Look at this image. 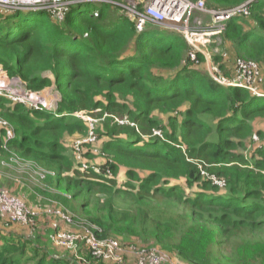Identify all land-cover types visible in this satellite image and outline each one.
Wrapping results in <instances>:
<instances>
[{"label":"trees","instance_id":"trees-1","mask_svg":"<svg viewBox=\"0 0 264 264\" xmlns=\"http://www.w3.org/2000/svg\"><path fill=\"white\" fill-rule=\"evenodd\" d=\"M244 1L248 0H205L210 9H228ZM248 8L249 17L229 24L222 51L213 56L215 64L225 43H230L231 53L225 52L234 62H252L264 71V0H255ZM33 17L0 9V66L30 92L55 87L60 97L57 116L46 109L28 110L20 103L9 106L0 96V118L12 126L15 135L5 144L14 155L9 159L4 150L5 132L0 131V159L20 161L28 169L42 165L55 169V186L70 193L73 201L85 192L116 193L115 182L90 181L86 172L79 174L74 167L66 138L80 141L89 133L86 123L74 113L93 115L98 111L106 115L104 129L96 126L92 130L96 137L125 135L140 140L133 129L120 126V122L136 130L134 125L143 122L150 129L142 130V135L164 130L167 141L151 139L141 149L134 147V141L127 145L106 142L102 153L112 157L114 175L119 167L127 169L131 180L127 186L134 190L129 192L137 201L163 199L181 204L187 211L182 226L188 225L174 245L168 243L172 236L167 234L179 222L158 216L163 224L143 233L176 251L184 264H231L221 255L225 251L214 250L220 233L229 236L237 232L253 239L264 236V133L253 128L256 120H264V97L242 88H225L203 67L183 66L188 59L183 38L169 35L165 42L148 45L128 18L112 13L113 22L106 24L110 18L106 8L97 18L87 15L60 25L49 18L36 22ZM129 48L133 49L131 55ZM198 61L201 65L203 57L199 55ZM162 71L171 73L165 77L159 74ZM225 75L229 77V72ZM156 112L167 117L169 130ZM255 134L260 144L252 145ZM212 177L224 186L212 184ZM9 191L0 189V193ZM67 200L59 198L64 205ZM39 210L50 226L55 217L53 206ZM88 215L106 235L117 231L116 227L125 229L128 236L136 234L133 225L137 219L118 221L111 212L99 215L96 209ZM147 216L143 212V217ZM1 224L26 226L32 241L41 240L39 233L45 228L39 220L22 225L9 215L0 217ZM12 248V242L2 247L0 264H7L5 256ZM255 248L246 252L251 254Z\"/></svg>","mask_w":264,"mask_h":264},{"label":"rangeland","instance_id":"rangeland-1","mask_svg":"<svg viewBox=\"0 0 264 264\" xmlns=\"http://www.w3.org/2000/svg\"><path fill=\"white\" fill-rule=\"evenodd\" d=\"M245 2L247 1H244L238 5H241ZM215 9L216 8H214V10ZM193 19H202L204 22L207 21L206 17L198 14H195ZM105 23L108 25L110 24L108 21H105ZM148 26L153 30H157V26L155 25L150 24ZM192 31L194 32L196 30L192 27ZM175 32L178 33L176 36L185 40L182 31ZM223 35L224 33L220 34V39H216L214 42L213 38L210 40V43L203 50L206 57H204L203 63L200 65V62L199 64H194V66L203 67V71H206V73L214 77L216 80L223 79L225 81L224 85H227L229 78L232 77L234 59L230 56H227L226 52L223 51L221 58L217 59V64H215L213 57L208 54H211V50L216 52L221 49ZM154 36V34H151L150 38H153ZM212 42L213 45H211ZM193 63L195 62H192V64ZM192 64L188 56V59H186L185 63H183V66L189 67ZM251 69H253V71L256 73L264 75V71L260 72L256 66L251 67ZM226 72H229V77L225 75ZM0 73L6 77L1 68ZM170 73L171 71L159 72L160 75L165 77L170 75ZM152 74H154L153 71ZM13 87L14 90L5 93L7 97L5 99L7 102L19 103L12 102L11 99L13 98L14 94L23 95L25 92L30 93L25 84L20 82L18 79H16V83ZM34 94V103L41 104L43 106L51 102V107H54L56 100H60L55 87H50L43 90V92L41 91ZM10 105L11 104H9V106ZM22 105L24 108L32 110L30 102L25 101V103ZM155 115L160 119V121H162L164 129L169 130L170 126L167 123V117L157 112ZM91 116L98 118L99 121L90 119V121L87 122V125L90 127V129H92L94 125L99 126V129H104V122L107 118L106 115L101 116L99 115L98 111H95ZM175 117L178 119V121L182 120L180 119L179 115ZM256 121H259L258 123L260 127L264 129V120L260 118ZM120 126L133 129L141 139V142L138 144V146L144 145V142L147 140V138L142 135V130L148 131L150 129V125L140 122L139 125H134V127L137 128L136 130L135 128L131 127V124H126L123 121ZM253 128L256 130V124L253 125ZM163 132L164 130L155 132L153 133V136H159V138H162ZM110 140L112 139L107 138L105 135L98 139L93 136L92 131H90V136L88 138L82 139L80 141H76L75 139L68 140V138H66V146L71 147L70 153L72 158L75 160L76 168H78V171H80L79 174H81L82 169L92 168L87 164V159H85L89 152L93 151L94 154H97L96 147L98 151L100 144L103 146L104 142H108ZM127 140L128 139L125 135H119L113 139V141L117 143H123ZM252 143V145L260 144V139L256 134L252 137ZM247 145L250 144L248 143ZM3 159L4 158L0 159V189H7L10 191L2 193L0 195V200L3 199V195L19 200L24 203L30 211L34 210V208L43 209L49 205L53 206L56 212L61 207H63L73 215L74 221L72 224L69 225L68 222L66 225L63 224L56 215L51 220L50 226H48V224L45 222L42 215H38L37 220L43 219V222L50 230L49 232L62 230L77 232L81 230V228L78 226L79 222H81L83 225H95L100 231L101 239L107 238L118 243L119 251L117 252V255L121 259L120 263L112 259H92L87 255V252L89 251L85 250L81 243L78 244L76 251L72 252L70 250H64L63 247L53 245L49 241L48 235H46L44 239L42 238L41 240L32 241L30 239V231L25 228L8 230L7 228L0 226V253L3 251L2 247L10 242L9 238H5L3 234L11 233L13 238H15H12L13 248L11 252L5 256L7 258V264L13 260L15 261V264H37L40 263L41 260L46 261L44 264H140L138 260L140 254L147 253V251L154 252L156 261L155 264H184L178 257L176 251L172 250L169 246H164V244L156 241L151 235L143 233V231L146 229L152 230L158 224H163L160 217H164L169 221L179 222V225H173L172 232L167 234L168 236H172L168 243L171 245L177 244L179 237L188 228V225L182 226L183 224H186V222L181 221L184 215L187 214L186 209L181 204L179 205L174 201H166L163 199L148 203H141L137 201V199L134 197V194L130 193L134 192V190L127 186V183L131 182V180L128 178L127 170H125V168H118L116 181L117 185L114 187L116 193L93 195L92 193L87 194L85 192L84 194H79L74 201L72 199L67 200L68 202H65L66 205H64L59 201V198L66 199L65 195L67 194L61 190L62 187L59 188V186H55V180L57 179V172L55 169H50L49 167L42 165V167L56 172V176L53 179L46 178L42 180L37 178L36 175H33V172L30 169L24 167L22 162H7V160ZM94 171L97 170L94 169ZM64 175L66 174H62V176ZM141 175H145V173H141ZM90 180L94 181L93 178H90ZM124 183H126V188L123 187ZM12 193L15 195H12ZM95 209L98 211L99 215H105L108 212H111L118 221L128 218L132 219L133 221L137 219L136 225H133V229L136 234L128 236V234L125 232V229L116 227V229H118L117 231H110L106 235L102 228L98 227V225L94 224L90 220V216L88 214L92 213ZM143 212L148 213L146 218L143 217ZM0 217H3L1 213ZM217 239L218 245L214 246V250L221 249L222 252L225 251V253H221V255H223V257L231 264H264V236L253 239L239 235L237 232H235L229 236H224V234L220 233ZM255 246L256 248L253 250V253L250 254L246 252L247 248H253ZM218 255L220 254L215 253V256ZM9 256L12 257L13 260H11ZM51 259H53V262H50ZM214 264L218 263L214 262Z\"/></svg>","mask_w":264,"mask_h":264},{"label":"built area","instance_id":"built-area-1","mask_svg":"<svg viewBox=\"0 0 264 264\" xmlns=\"http://www.w3.org/2000/svg\"><path fill=\"white\" fill-rule=\"evenodd\" d=\"M81 1L116 5L113 0ZM252 2L253 0H248L243 4L232 8L213 10L205 7L204 0H146L142 9L136 5L137 3L121 5V8L125 16L135 23L138 30L144 29L146 25L150 23L161 26L170 31H182L188 46L187 57L189 56L190 62L198 64L200 62L198 61V57L199 55L205 57V52L203 50L210 43V40L222 34L226 30L229 22L233 19L248 16L250 14L248 7ZM70 4L71 3L62 0H0V6L2 7L19 9L27 6L29 9H36L51 14L58 19V22L64 20L65 15L70 10ZM195 14L206 17L207 21L204 22L202 19H193ZM192 27L196 31L193 32ZM208 54L211 56L210 53ZM255 66L259 70V67L252 62L244 63L242 61H237V63H234L232 77L229 78L227 85H224L225 81L223 79L215 80L224 86L242 88L250 92L251 95L259 96L260 86L263 83V79L259 73H256L251 69V67ZM14 84L13 81L4 80L0 75V95L14 90L12 88V85L14 86ZM34 98V94L25 92L23 96L14 94L12 100H27L34 103ZM0 127L6 132L7 140L13 138L14 134L12 127L8 122L1 118ZM211 180L214 184L220 187L224 186L222 181H218L214 177H212ZM0 211L3 214L9 215L13 220L20 221L25 218L23 210L17 203V200L5 195H3V199L0 200ZM52 238L57 244L67 248H73L75 242L81 239L85 241L92 254L97 257L111 259L116 256L117 243L110 240L101 242L97 241L95 237L89 233L80 238L76 234L61 232L56 236H52ZM140 256V264L156 263L153 251L142 253Z\"/></svg>","mask_w":264,"mask_h":264},{"label":"clouds","instance_id":"clouds-1","mask_svg":"<svg viewBox=\"0 0 264 264\" xmlns=\"http://www.w3.org/2000/svg\"><path fill=\"white\" fill-rule=\"evenodd\" d=\"M62 1H64V2H69V3H71L70 4V10L67 12V14L65 15V18H64V20L62 21V22H58V19L57 18H55L54 16H52L51 14H48V13H44V12H41L40 10H36V9H29L27 6H24V7H22V8H19V9H13V8H6V7H2V6H0V9H2L4 12H6V13H22V14H24V15H28V14H31V15H34V19H35V21L37 22V21H39V22H41L43 19H47V18H49L51 21H53V22H55L57 25H60V24H64V23H66V22H69V21H71V20H73V19H78V18H84V17H86L87 15H89V16H92V17H94V18H97L98 16H99V14H100V10H98L97 8H96V6L95 5H93V3H91V2H82L81 0H62ZM255 0H253V2H254ZM95 4H98V5H101V3H95ZM208 8V7H207ZM210 9V8H209ZM214 10V9H213ZM215 10H222V9H215ZM250 16V14L248 15V16H246V17H239V18H235V19H233L231 22H235L236 24H239L240 22H241V20L242 19H245V18H247V17H249ZM127 17V16H126ZM128 18V17H127ZM129 19V18H128ZM130 20V19H129ZM131 21V20H130ZM231 22H229V24L231 23ZM131 23H132V25H133V28H134V30L136 31V34H143L144 36H145V39L148 41V45H152L153 44V42H155V41H158V43H162V42H165L166 40H167V38H168V36L170 35V34H166V33H164V32H161V31H167V33L169 32V33H172V35H177L178 33H176V32H174V31H170V30H168V29H165V28H163V27H161V26H158V25H155V26H157V30L156 29H152L151 27H149L148 25H150V23H148L147 25H146V27L144 28V29H142V30H138L137 28H136V26H135V23H133L132 21H131ZM229 24L227 25V28H226V30L228 29V26H229ZM152 25H154V24H152ZM226 30L223 32V33H225L226 32ZM151 34H154L155 36L153 37V38H150V35ZM150 38V39H149ZM220 39L219 38V36L218 37H214L213 38V40L215 41L216 39ZM185 41V40H184ZM150 42V43H149ZM186 43V42H185ZM211 45H213V43L211 44ZM210 45V46H211ZM186 46H187V44H186ZM187 48H188V46H187ZM222 50L221 49H219L218 51H214V50H211V56L213 57L214 56V54H216V53H219V52H221ZM128 52H129V55H131L132 53H133V49L131 48H129L128 49ZM187 54H188V52H187ZM200 56H202V55H200ZM203 57V56H202ZM204 58V57H203ZM204 60V59H203ZM200 63V62H199ZM198 63V64H199ZM235 63V62H234ZM191 64H192V62H191ZM193 64H195V63H193ZM259 67V70H260V72L261 71H263V68H261L260 66H258ZM0 68H1V66H0ZM1 70H2V68H1ZM3 73H5L4 71H2ZM0 75L4 78V80H6V81H10V80H12L14 83H16V78H9L8 76H7V74L5 73V75H6V77L2 74V73H0ZM261 75V77H262V79H263V83H262V85L260 86V94H259V97H264V94H263V92H262V87H263V85H264V76L262 75V74H260ZM210 77L212 78V79H214L215 80V78L214 77H212L211 75H210ZM19 80V79H18ZM20 81V80H19ZM216 81V80H215ZM21 82V81H20ZM217 82V81H216ZM219 83V82H218ZM220 84V83H219ZM221 86H223V87H225V88H227V87H229V86H224V85H222V84H220ZM12 88H14L13 87V85H12ZM237 88V87H236ZM43 92V91H42ZM30 93H32V94H34L33 92H30ZM24 94V93H23ZM35 95V94H34ZM0 96H2V97H4V99L5 98H7L6 97V94H3V95H0ZM20 96H23V95H20ZM60 98V97H59ZM12 100V99H11ZM25 101H27V100H16V101H14V100H12V102H19V103H21V104H24L25 103ZM27 102H29V101H27ZM37 102H40V101H37ZM58 103H59V100H56V102H55V106L54 107H51V102H49L48 104H46L45 106H43V105H41V104H35V103H31L30 102V104H31V107H32V110H41V109H46V110H48V112H50V113H54L55 115L57 114V107H58ZM9 104H12V103H10L9 102ZM74 115L77 117V118H79V119H81V120H83L85 123H86V126H87V128L89 129V133H88V135L85 137V138H88L89 136H90V131H92L97 125H94L93 126V128L92 129H90V127L87 125V122H89L90 121V119H92V120H99L98 118H94L93 116H91L92 114H88V113H85V112H79V113H74ZM57 116V115H56ZM7 122V121H6ZM123 121H121L120 122V124L122 123ZM11 126V125H10ZM12 127V126H11ZM1 130H3L4 131V129H2L1 128ZM12 130H13V128H12ZM158 131H162V130H153L152 132H151V134H149V135H143V136H145L146 138H147V140L146 141H151V139H155V138H158V139H160L161 141H167L165 138H164V133H162V138H159V136H153V133H155V132H158ZM5 132V131H4ZM93 132V131H92ZM13 134H14V132H13ZM93 136H95L94 134H93ZM254 136V135H253ZM15 137V135L13 136V138ZM96 137V136H95ZM117 137V136H116ZM116 137H114V138H112V137H108V138H111L112 140H110V141H108V143L109 142H112V143H115V144H122V145H127V144H129L131 141H134L136 144H134V147L135 148H139V149H141L142 147L144 148V145H145V143H147L146 141L144 142V145H142V146H138V144L141 142V139L140 140H136V139H134V140H131V139H129L127 136V141H124L123 143H117V142H115V141H113V139H115ZM12 138V139H13ZM84 138V139H85ZM96 138H98V139H100V137H96ZM4 139H5V141H4V145L5 144H7V142L8 141H10V140H12V139H10V140H7L6 139V132L4 133ZM104 143H106V142H104ZM11 144V143H10ZM102 144H100V147H99V150L97 151V147H96V152H97V154H94L93 153V151H90L89 152V154L85 157V159H87V164L88 165H90L92 168H90V169H88V168H85V169H82V172L84 171V172H86V175L87 176H90V178H93L94 179V181H97V182H100V183H105V184H109V183H111V182H115L116 183V181H117V175H114V172H113V170H112V168H113V164H114V162H113V159H112V157L111 156H108V155H106V154H104V153H102ZM4 150H6L9 154H10V156H9V159L10 158H12V157H14V155L12 154V150H11V148L9 147V145H5L4 146ZM6 160V159H5ZM32 165V163H28V166H31ZM74 167L76 168V165H75V160H74ZM119 168H121V167H119ZM124 168V167H123ZM77 170H79L78 168H76ZM94 169L95 170H97V171H94ZM30 170L33 172V175H36V177L37 178H39V179H42V180H44V179H46V178H49L47 175H52V176H56V172L55 171H53V170H50V169H46V168H44V167H42L41 166V168H38V167H36V168H34V167H30ZM125 170H127L126 168H125ZM89 171H91V172H89ZM202 175L203 176H205V174L204 173H202ZM109 180H112V181H109ZM91 181V180H90ZM211 183L212 184H214L213 183V181L211 180ZM117 185V183L115 184V186ZM126 186V183H124L123 184V187L124 188H126L125 187ZM221 190H222V188H221ZM2 193H5V192H2ZM2 193H0V194H2ZM65 194H67V195H65V197L68 199V200H71V194L70 193H67V192H64ZM12 195H15L14 193H12ZM16 200V199H15ZM17 203L21 206V209L23 210V213H24V219L23 220H20V221H17V220H13L12 219V221H16V222H18V223H20V224H22V225H26V223L28 222V220H31V221H37V216L41 213V211L39 210V209H36V208H34V210H32V211H30L26 206H25V204L24 203H22L21 201H19V200H17ZM0 213H1V215L3 216V217H5L7 214H3L1 211H0ZM54 214L57 216V218L63 223V224H65L66 225V223L68 222V224L70 225V224H72L73 223V221H74V217H73V215L68 211V210H66L65 208H63V207H61L58 211H54ZM78 226L81 228V230L80 231H77V233H73V232H69V231H66V230H62V231H53V232H49V235H48V239H49V241L53 244V245H55V246H58V247H63V246H61V245H59V244H57L54 240H53V238H52V236H56L57 234H59V233H61V232H64V233H69V234H76L77 236H79L80 238H82L83 236H85L86 234H92L94 237H95V239L97 240V241H108V240H110V241H113V242H115V243H117L116 241H114V240H111V239H107V238H105V239H101L100 237H98V235L100 234V231L98 230V228L95 226V225H83L81 222H79L78 223ZM26 227V226H25ZM29 231H30V229H28ZM96 232H98V235L96 234ZM79 243H81L82 245H83V248H85V250H87V251H89V252H87V255L90 257V258H92V259H102V260H110V259H104V258H102V257H97V256H95V255H93L92 254V252H91V250H90V248L86 245V243H85V241L84 240H81V239H79V240H77L76 242H75V245H74V247L73 248H67V247H63V249L64 250H70V251H72V252H75L76 251V249H77V246H78V244ZM119 251V245H118V243H117V251H116V256L114 257V258H111L112 260H114V261H117V262H121V259L118 257V255H117V252ZM147 252H149V251H147ZM140 258H141V256H139V258H138V260H139V263H140ZM42 261V260H41ZM46 261H44V263H45ZM115 264H118V263H115Z\"/></svg>","mask_w":264,"mask_h":264},{"label":"crops","instance_id":"crops-1","mask_svg":"<svg viewBox=\"0 0 264 264\" xmlns=\"http://www.w3.org/2000/svg\"><path fill=\"white\" fill-rule=\"evenodd\" d=\"M145 1L146 0H113V2H115L116 3V5H110V4H107V3H104V4H102L101 3V5H98V4H95V3H93V5H95L96 6V8L98 9V10H103L104 8H106L107 9V11H108V13L110 14V18H109V20H108V22L109 23H112V13H113V15H116L117 16V14L119 15V16H122V17H124V18H127L126 16H125V14L123 13V10H122V8H121V5H126V4H128V3H133V4H136V5H138V7L140 8V9H142L143 8V5L145 4ZM211 9H214V8H211ZM117 13V14H116ZM161 32H164V33H166V34H170V35H172V33H167V31H161ZM231 45H230V43H225V45H224V49H225V51H227L228 53H231ZM229 56L231 57V58H233L230 54H229ZM234 59V58H233ZM259 121H255L254 122V124H256V130L255 131H261L262 132V134L264 133V129H262L261 127H260V125H259V123H258ZM253 124V125H254ZM39 223L41 224V225H43L45 228H41V233H39V234H42V238L44 239V237L46 236V235H49L48 233H49V229H48V227L45 225V223L43 222V219H39ZM0 226H2L3 228H7L8 230H11V229H21V228H25V227H23V226H9V227H5L3 224H1ZM17 227V228H16ZM25 229H27V228H25ZM28 230V229H27ZM73 233H77V232H73ZM3 236L5 237V238H9V241L10 242H13V240H12V238H13V236H12V234L11 233H8V234H3ZM2 236V237H3ZM37 236H38V234H36V235H34V238L33 239H36L37 238ZM13 239H15V238H13Z\"/></svg>","mask_w":264,"mask_h":264}]
</instances>
